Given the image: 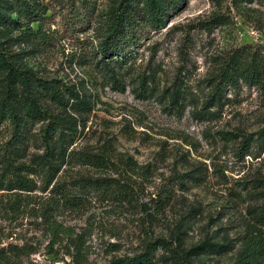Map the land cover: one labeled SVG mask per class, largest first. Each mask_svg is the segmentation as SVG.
I'll list each match as a JSON object with an SVG mask.
<instances>
[{
  "label": "rangeland",
  "instance_id": "1",
  "mask_svg": "<svg viewBox=\"0 0 264 264\" xmlns=\"http://www.w3.org/2000/svg\"><path fill=\"white\" fill-rule=\"evenodd\" d=\"M37 1L44 39L11 29L0 33V52L83 103L64 107L35 90L43 120L16 134L0 119V186L4 156L36 167L54 119L77 125L70 150L113 164L63 166L55 182L107 180L83 189L78 207L61 206L42 173L22 172L31 192L0 189V264H111L148 244L155 264H246L255 229L264 252V0H182L161 29L136 26L139 44L125 59L107 57L110 69L97 64L101 36L125 0ZM253 59L263 68L259 86L240 81L215 93L228 64ZM5 77L0 71V99Z\"/></svg>",
  "mask_w": 264,
  "mask_h": 264
},
{
  "label": "trees",
  "instance_id": "2",
  "mask_svg": "<svg viewBox=\"0 0 264 264\" xmlns=\"http://www.w3.org/2000/svg\"><path fill=\"white\" fill-rule=\"evenodd\" d=\"M182 0H125L120 6L113 10L108 19L107 32H103L101 36V60L97 64H103V68L110 69L111 63L105 62L107 57L113 56L125 59L127 53L139 44V36L136 32V26H150L154 30L161 29L170 11L175 9ZM42 4L37 0H0V33L8 32L11 29L21 30L23 34L28 35L31 39H44L42 23L47 17ZM142 20V22H138ZM38 24V28L33 30L31 25ZM5 35V34H4ZM10 42L12 39L9 38ZM0 47L2 44L0 43ZM115 60L111 59V62ZM119 62L116 60L114 63ZM0 71L6 74L5 81L8 84L4 97L0 99V119L10 121L15 126L16 134L20 132V128L26 126L30 120H43V109L40 107L37 93L50 97L64 107H73L72 103H83L77 92L71 93L68 97L60 87L58 81H43L40 79H32L31 73L22 69L16 63L9 61L8 57L0 52ZM263 74L262 65L252 61H236L228 64L221 72L220 84L215 93L221 92V85L227 84L236 86L243 81L248 86H259L261 84ZM217 95H214V97ZM19 98L21 100H19ZM174 100V99H173ZM178 103V102H176ZM23 111V113H22ZM77 125L71 126V122L62 118L54 119L44 130V141L46 144V153L34 160L33 166H15L10 156H4V180L7 182L0 186L1 190H19L31 192L35 189V185L30 178L22 175V172L32 174H43L46 179V189L51 186L50 194L56 198L61 206L78 207L84 198L86 189L89 187L96 188L100 182L107 180H99L92 178H79L77 180L56 181L57 175L61 172L63 166L71 164H81L84 166H94L99 168L111 167L113 164L110 157L106 154H90L81 153L70 150L76 143ZM2 163V162H0ZM111 181H108L106 187H110ZM115 182V180H112ZM102 186V185H101ZM85 189V190H83ZM168 193V192H167ZM161 207L169 201L168 194L160 193ZM156 246H165L164 241H157ZM262 233L259 229H255L251 240L247 241L243 261L246 264H256L258 258L262 257L263 252ZM153 244H148L144 253L133 258H123L113 261L111 264H155ZM199 253L204 248H196ZM193 250V251H195Z\"/></svg>",
  "mask_w": 264,
  "mask_h": 264
}]
</instances>
